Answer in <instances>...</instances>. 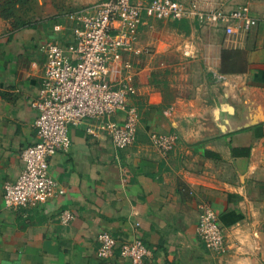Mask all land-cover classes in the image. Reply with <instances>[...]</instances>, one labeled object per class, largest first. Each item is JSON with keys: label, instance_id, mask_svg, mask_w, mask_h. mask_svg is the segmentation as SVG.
I'll list each match as a JSON object with an SVG mask.
<instances>
[{"label": "crops", "instance_id": "obj_1", "mask_svg": "<svg viewBox=\"0 0 264 264\" xmlns=\"http://www.w3.org/2000/svg\"><path fill=\"white\" fill-rule=\"evenodd\" d=\"M204 11L250 5L257 24L227 35L193 19L144 17L131 54L140 112L136 141L117 148L71 126V146L50 160L61 195L10 208L4 184L23 169L38 140L37 110L50 39L73 41L67 18L12 29L0 16V264H133L119 251L98 256V236L141 239V264H264V0H185ZM61 24V30L55 25ZM192 52V56L184 51ZM121 118V115H116ZM175 133L164 155L152 133ZM210 203L226 232L214 252L198 232ZM74 218L64 223L61 214Z\"/></svg>", "mask_w": 264, "mask_h": 264}, {"label": "built area", "instance_id": "obj_2", "mask_svg": "<svg viewBox=\"0 0 264 264\" xmlns=\"http://www.w3.org/2000/svg\"><path fill=\"white\" fill-rule=\"evenodd\" d=\"M145 16L160 20L193 19L221 27L227 35L249 31L258 22L248 4L204 11L196 2L185 0H103L70 13L73 41L67 47L54 39L42 45L43 79L31 101L37 110L38 140L22 150L23 169L18 179L4 184L7 207L47 203L65 192L49 166L56 153L70 148L71 126L85 123L88 135L106 136L119 149L136 141L140 112L133 101L138 90L131 54L140 52L135 45ZM61 29V24L55 25V30ZM184 54L192 56L188 50ZM118 114L121 118L116 117ZM178 139L175 133L151 134L152 143L164 155L173 150ZM73 218L70 210L61 214L64 223ZM197 232L208 249L226 251V232L210 203L200 207ZM98 240V256L102 259L119 251L133 264H141L150 254L141 239L122 240L103 231Z\"/></svg>", "mask_w": 264, "mask_h": 264}, {"label": "rangeland", "instance_id": "obj_3", "mask_svg": "<svg viewBox=\"0 0 264 264\" xmlns=\"http://www.w3.org/2000/svg\"><path fill=\"white\" fill-rule=\"evenodd\" d=\"M101 1L103 0H0V16L12 29L30 27L57 18L67 22L68 15L73 11Z\"/></svg>", "mask_w": 264, "mask_h": 264}, {"label": "trees", "instance_id": "obj_4", "mask_svg": "<svg viewBox=\"0 0 264 264\" xmlns=\"http://www.w3.org/2000/svg\"><path fill=\"white\" fill-rule=\"evenodd\" d=\"M59 18H57L56 20H58ZM183 20H187V19H176L175 21H183ZM198 22V21H197Z\"/></svg>", "mask_w": 264, "mask_h": 264}]
</instances>
